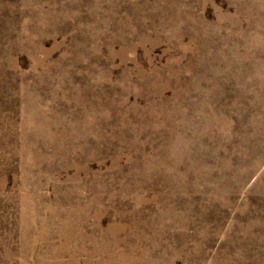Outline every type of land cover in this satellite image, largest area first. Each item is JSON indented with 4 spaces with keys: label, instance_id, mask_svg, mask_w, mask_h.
<instances>
[{
    "label": "rangeland",
    "instance_id": "rangeland-1",
    "mask_svg": "<svg viewBox=\"0 0 264 264\" xmlns=\"http://www.w3.org/2000/svg\"><path fill=\"white\" fill-rule=\"evenodd\" d=\"M0 264H264V0H0Z\"/></svg>",
    "mask_w": 264,
    "mask_h": 264
},
{
    "label": "bare ground",
    "instance_id": "bare-ground-1",
    "mask_svg": "<svg viewBox=\"0 0 264 264\" xmlns=\"http://www.w3.org/2000/svg\"><path fill=\"white\" fill-rule=\"evenodd\" d=\"M115 261V260H114Z\"/></svg>",
    "mask_w": 264,
    "mask_h": 264
}]
</instances>
